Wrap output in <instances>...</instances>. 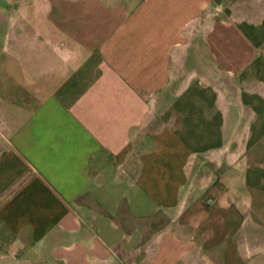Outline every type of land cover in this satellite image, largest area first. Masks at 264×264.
Instances as JSON below:
<instances>
[{
	"label": "crops",
	"instance_id": "1",
	"mask_svg": "<svg viewBox=\"0 0 264 264\" xmlns=\"http://www.w3.org/2000/svg\"><path fill=\"white\" fill-rule=\"evenodd\" d=\"M263 154L264 0H0V264H264Z\"/></svg>",
	"mask_w": 264,
	"mask_h": 264
},
{
	"label": "rangeland",
	"instance_id": "2",
	"mask_svg": "<svg viewBox=\"0 0 264 264\" xmlns=\"http://www.w3.org/2000/svg\"><path fill=\"white\" fill-rule=\"evenodd\" d=\"M264 155V154H263ZM230 175L221 174V181L229 186L233 196L240 204L243 224L234 237L240 243L249 241L260 252L264 249V157L260 159L244 158L232 170ZM236 222L234 221L235 225ZM248 239V240H247ZM262 256V255H260ZM166 256L159 257L158 264L166 262Z\"/></svg>",
	"mask_w": 264,
	"mask_h": 264
}]
</instances>
